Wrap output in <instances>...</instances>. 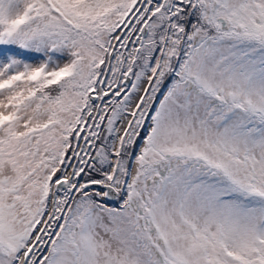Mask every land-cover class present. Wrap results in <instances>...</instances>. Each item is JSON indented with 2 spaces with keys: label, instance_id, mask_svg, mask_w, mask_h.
<instances>
[{
  "label": "snow or ice",
  "instance_id": "obj_1",
  "mask_svg": "<svg viewBox=\"0 0 264 264\" xmlns=\"http://www.w3.org/2000/svg\"><path fill=\"white\" fill-rule=\"evenodd\" d=\"M0 264H264V0H0Z\"/></svg>",
  "mask_w": 264,
  "mask_h": 264
}]
</instances>
